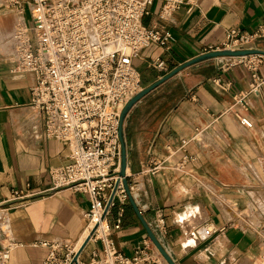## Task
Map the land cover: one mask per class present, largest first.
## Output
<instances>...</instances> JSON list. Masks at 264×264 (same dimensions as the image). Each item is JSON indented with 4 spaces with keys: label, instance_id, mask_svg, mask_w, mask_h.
Returning <instances> with one entry per match:
<instances>
[{
    "label": "crops",
    "instance_id": "crops-1",
    "mask_svg": "<svg viewBox=\"0 0 264 264\" xmlns=\"http://www.w3.org/2000/svg\"><path fill=\"white\" fill-rule=\"evenodd\" d=\"M161 5L156 0L149 6L146 27L162 24ZM27 14L0 7L4 25L13 23L0 35V199H10L14 190L25 195L7 201L11 209L0 211V248L14 246L7 264H44L50 246L42 242L61 238L82 245L92 208L84 192L49 190L50 170L70 162V148L46 136L44 116L31 105L35 75L19 72L11 61L12 36L19 16L31 24ZM261 26L264 0L182 5L164 22L172 34L169 47L153 45L133 61L143 89L210 46H219L230 29L254 32ZM262 42L264 38L256 41V49L264 50ZM158 59L165 70L156 66ZM215 59L184 68L126 116L127 171L139 174L154 160L163 162L158 173L135 179L148 211L140 216L129 201L120 228L114 227L119 205L107 218L118 250L128 257L148 237L142 219L149 224L160 212L168 226L164 247L176 264H264V90L249 94L245 110L235 103V95L250 90L251 71L244 64L216 66ZM260 74L264 78V64ZM217 78L224 88L214 83ZM238 114L248 116L253 127L242 125ZM207 228L213 229L210 235ZM151 249L160 255L155 244ZM94 251L104 258L101 240H89L81 252L85 264Z\"/></svg>",
    "mask_w": 264,
    "mask_h": 264
},
{
    "label": "built area",
    "instance_id": "built-area-1",
    "mask_svg": "<svg viewBox=\"0 0 264 264\" xmlns=\"http://www.w3.org/2000/svg\"><path fill=\"white\" fill-rule=\"evenodd\" d=\"M156 0H2L0 7L28 13L31 24L21 21L13 34L15 43L11 61L19 72L33 73L31 105L43 114L45 134L58 139L70 148V162L50 170L49 190L71 188L88 194L92 208L89 218L90 240H101L104 258L98 253L88 264H163L154 255L150 237L143 240L133 257L118 250L107 221L112 209L119 205V216L114 225L120 228L123 206L134 200L140 215L148 211L143 202L137 175L156 174L163 162L154 160L139 174L127 171L128 189L122 166L120 138L121 114L128 102L143 90L140 72L134 59L153 45L169 47L171 32L164 22L184 4L195 5L196 0H159L162 2L159 19L162 24L146 27L143 18ZM264 38V26L254 32L232 28L227 38L205 53L219 50L256 49V41ZM223 68L244 64L251 71L248 92L235 95V103L248 109V96L264 90L260 66L263 54L217 57ZM221 59V60H220ZM156 66L165 70L158 59ZM214 83L224 88L220 78ZM242 125L252 128L254 123L246 115L238 114ZM187 158H185L186 160ZM25 197L14 190L8 200L0 199V211H8L5 203ZM95 215L108 223L98 231L90 224ZM158 242L164 247L168 235L165 216L158 212L148 224ZM212 228L205 229L210 235ZM50 246L44 264H85L79 253L81 244L58 238L42 242ZM13 245L0 248V264H7ZM166 250V249H165ZM167 251V250H166ZM168 252V251H167ZM169 253V252H168ZM170 254V253H169ZM162 260V261H161ZM167 263V262H166Z\"/></svg>",
    "mask_w": 264,
    "mask_h": 264
},
{
    "label": "water",
    "instance_id": "water-1",
    "mask_svg": "<svg viewBox=\"0 0 264 264\" xmlns=\"http://www.w3.org/2000/svg\"><path fill=\"white\" fill-rule=\"evenodd\" d=\"M249 54H263L264 55V50L263 49L219 50V51H213V52H208V53L201 54V55H199V56L187 61L186 63L182 64L181 66L177 67L172 72H170L169 74H167L166 76H164L163 78H161L160 80L155 82L154 84L144 88L141 92H139L136 96H134L128 102V104L125 106V108L122 111L121 119H120V121H121L120 138H121V142H122V166H121L120 175L124 176V183H125L127 189H128V179L126 177V173H127V148H126V143H125V138H124L123 125H124V121L126 119V116L129 113V111L132 109V107L139 100H141L145 95H147L149 92H151L152 90L157 88L164 81L168 80L169 78H171L172 76L176 75L181 70H183L184 68H186V67H188L190 65L196 64L198 62H201V61H204V60H207V59L217 58V57H220V56H244V55H249ZM130 202L134 206V208L137 211V213L139 214L138 207H137V205L135 204L134 200L131 197H130ZM142 222H143V224H144V226H145V228H146V230L148 232V236L153 241V243L156 245V247L158 248V250L161 253V255L164 257L166 262L168 264H176V262L174 261L172 256L158 242V240L156 239V237L154 236V234L152 233L151 229L149 228L148 224L144 221V219H142ZM90 237H91V234L89 236H87L86 240L84 241V243L82 244V246L80 248L79 253H81L84 250L85 246L87 245V243L90 240Z\"/></svg>",
    "mask_w": 264,
    "mask_h": 264
},
{
    "label": "bare ground",
    "instance_id": "bare-ground-1",
    "mask_svg": "<svg viewBox=\"0 0 264 264\" xmlns=\"http://www.w3.org/2000/svg\"><path fill=\"white\" fill-rule=\"evenodd\" d=\"M19 15V14H18ZM18 17H16V19H17ZM18 20V19H17ZM21 21H23V18L21 17V16H19V20H18V22H21ZM17 22V21H16ZM4 33V32H3ZM13 37V36H12ZM9 38V37H8ZM7 38V39H8ZM2 38H0V40H1ZM4 41H6V39L4 40ZM11 42H12V40H10ZM3 43V42H2ZM5 43H8V42H5ZM11 44H13V43H11ZM3 45V44H2ZM14 45V44H13ZM4 46V45H3ZM7 47H8V44H7ZM15 47V46H14ZM13 47V48H14ZM14 50V49H13ZM7 51H10V50H7ZM2 53V52H1ZM9 53V52H8ZM3 54V53H2ZM10 54V53H9ZM90 227L91 228H93V230L95 229V228H97L98 227V231H102L104 228H107L108 227V224H107V221L105 220V219H103V218H101L99 215H95L94 216V218H93V220H92V222H91V224H90ZM90 229H88L87 230V234H89V231ZM78 246H79V244H78Z\"/></svg>",
    "mask_w": 264,
    "mask_h": 264
},
{
    "label": "rangeland",
    "instance_id": "rangeland-1",
    "mask_svg": "<svg viewBox=\"0 0 264 264\" xmlns=\"http://www.w3.org/2000/svg\"><path fill=\"white\" fill-rule=\"evenodd\" d=\"M0 2H2L1 0H0ZM27 16H28V14H27ZM6 18L4 17V16H1L0 15V35H2L3 34V32L5 33V32H8L9 30H11L12 28H13V23H11L10 24V26H7V25H4V23H3V21L5 20ZM17 23H19V22H17ZM261 44H264V42H262ZM220 57H222V56H220ZM221 60V59H220ZM214 62H216V66H222V62H220V61H218V59H215V61ZM219 62V63H218ZM140 69H142L143 68V65L142 64H140L139 66H138Z\"/></svg>",
    "mask_w": 264,
    "mask_h": 264
}]
</instances>
